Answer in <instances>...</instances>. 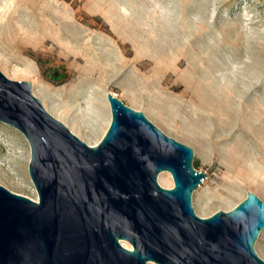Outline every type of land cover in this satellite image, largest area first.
I'll list each match as a JSON object with an SVG mask.
<instances>
[{
    "label": "rangeland",
    "instance_id": "rangeland-1",
    "mask_svg": "<svg viewBox=\"0 0 264 264\" xmlns=\"http://www.w3.org/2000/svg\"><path fill=\"white\" fill-rule=\"evenodd\" d=\"M0 68L89 144L111 123L114 92L192 146L207 172L199 216L248 191L264 200V0H0ZM31 154L0 122V184L38 199ZM255 249L264 259V229Z\"/></svg>",
    "mask_w": 264,
    "mask_h": 264
},
{
    "label": "water",
    "instance_id": "water-1",
    "mask_svg": "<svg viewBox=\"0 0 264 264\" xmlns=\"http://www.w3.org/2000/svg\"><path fill=\"white\" fill-rule=\"evenodd\" d=\"M111 123L89 144L45 106L29 80L0 68V122L31 146L38 199L0 184V264H264L255 249L264 200L199 216L193 193L207 177L192 146L142 110L107 95ZM172 175L173 186L159 182Z\"/></svg>",
    "mask_w": 264,
    "mask_h": 264
},
{
    "label": "bare ground",
    "instance_id": "bare-ground-1",
    "mask_svg": "<svg viewBox=\"0 0 264 264\" xmlns=\"http://www.w3.org/2000/svg\"><path fill=\"white\" fill-rule=\"evenodd\" d=\"M163 178H165V173H160L159 175V179L162 180ZM151 264H155V262H151Z\"/></svg>",
    "mask_w": 264,
    "mask_h": 264
},
{
    "label": "trees",
    "instance_id": "trees-1",
    "mask_svg": "<svg viewBox=\"0 0 264 264\" xmlns=\"http://www.w3.org/2000/svg\"><path fill=\"white\" fill-rule=\"evenodd\" d=\"M195 167L197 168L198 167V162L194 163Z\"/></svg>",
    "mask_w": 264,
    "mask_h": 264
}]
</instances>
